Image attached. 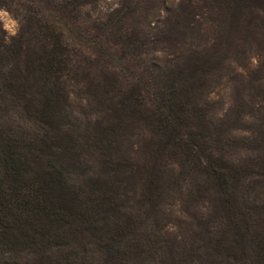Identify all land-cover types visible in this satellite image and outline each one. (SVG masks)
<instances>
[{"label":"trees","instance_id":"trees-1","mask_svg":"<svg viewBox=\"0 0 264 264\" xmlns=\"http://www.w3.org/2000/svg\"><path fill=\"white\" fill-rule=\"evenodd\" d=\"M95 4L0 0L19 22L11 37L0 23V264H264V100L229 109L254 119L236 161L217 154L237 115L216 124L202 101L234 42L264 26V0H192V26L209 18L212 29L192 43L190 65L172 55L116 89L106 97L115 122L83 135L60 118L88 79L81 46L99 51ZM121 21L102 24L123 27L134 56L161 47ZM123 122L144 130L141 162L117 157Z\"/></svg>","mask_w":264,"mask_h":264},{"label":"rangeland","instance_id":"rangeland-1","mask_svg":"<svg viewBox=\"0 0 264 264\" xmlns=\"http://www.w3.org/2000/svg\"><path fill=\"white\" fill-rule=\"evenodd\" d=\"M93 10V16L98 17L95 27H98L90 31V34L96 36V48L100 52L81 46L86 58L81 66L88 79H81L74 87V93L68 101L69 107L60 118L62 124L71 123L73 130L83 135L88 133L85 128H89L92 133H100L102 128L115 122V117L108 112L107 98L113 95L114 101L118 93L116 89L125 92L138 78L148 80L150 67L160 66L172 55L178 56V64L189 62L190 65L192 43L203 42L212 29L209 18H203L192 26V0H96ZM110 14L122 15L120 24L126 28L135 26L142 31H153L157 38L162 39L161 47L156 46V49L161 48L162 51L143 50L134 56L129 52L123 27L102 24ZM176 20L182 21L180 28L167 33V29ZM158 21L160 24L157 25ZM0 23L8 37L17 34L19 22L13 11L0 6ZM83 25L90 29L91 22H84ZM156 26L159 27L154 30ZM234 43L235 46L225 55L214 75L210 76L208 93L202 97L208 107L209 119L216 124L225 121L230 114L229 109L237 103L243 102L250 106L264 100V26L251 23ZM106 90L107 93L103 94ZM249 114V107L232 113L234 117L237 115V121L225 130L226 135L231 136V145L217 155L230 161L244 156L243 138L247 136V131L255 128L252 125L254 119L251 123L243 121ZM255 116L258 117L259 113H255ZM11 118L13 116L3 117L1 121ZM143 134L142 128L123 122L116 135L117 157L141 162L145 157L141 147ZM86 140L87 144H91L88 142L90 139L84 138L81 141ZM92 160L88 162L93 164Z\"/></svg>","mask_w":264,"mask_h":264}]
</instances>
